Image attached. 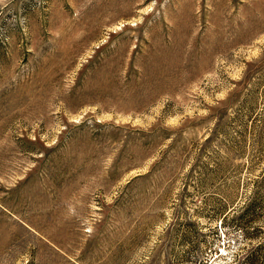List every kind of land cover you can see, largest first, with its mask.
Instances as JSON below:
<instances>
[{
    "label": "rangeland",
    "instance_id": "1",
    "mask_svg": "<svg viewBox=\"0 0 264 264\" xmlns=\"http://www.w3.org/2000/svg\"><path fill=\"white\" fill-rule=\"evenodd\" d=\"M232 197L257 237L221 227ZM250 253L264 0H0V264Z\"/></svg>",
    "mask_w": 264,
    "mask_h": 264
},
{
    "label": "trees",
    "instance_id": "2",
    "mask_svg": "<svg viewBox=\"0 0 264 264\" xmlns=\"http://www.w3.org/2000/svg\"><path fill=\"white\" fill-rule=\"evenodd\" d=\"M234 196V195H232ZM236 197H232V200H230L229 205H224V207L219 208V211L217 213V220L221 221V227L225 230L228 227L234 226L235 228H247L251 227V229L256 230L255 232H252L248 234V238L252 239L257 237L258 230L260 231V227L256 225L257 219L259 216H257L256 211L261 206V203H259L256 200H252L249 203H245L243 208H239L238 205H236ZM189 226H193L192 223H188ZM261 250V248H258ZM259 257L256 256L253 253L248 254V256L244 257V260L242 261L243 264H256ZM207 263V262H204ZM197 264V263H194ZM200 264H203L201 262Z\"/></svg>",
    "mask_w": 264,
    "mask_h": 264
}]
</instances>
